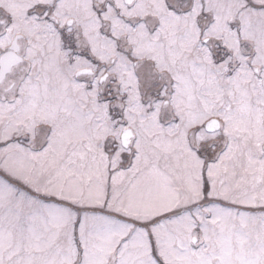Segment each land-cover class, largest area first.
<instances>
[{
	"label": "snow or ice",
	"instance_id": "snow-or-ice-1",
	"mask_svg": "<svg viewBox=\"0 0 264 264\" xmlns=\"http://www.w3.org/2000/svg\"><path fill=\"white\" fill-rule=\"evenodd\" d=\"M0 264H264V0H0Z\"/></svg>",
	"mask_w": 264,
	"mask_h": 264
}]
</instances>
